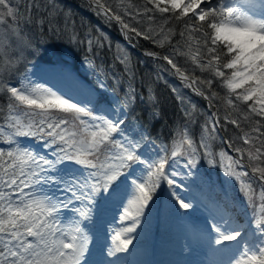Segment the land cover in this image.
<instances>
[{
  "label": "snow or ice",
  "instance_id": "snow-or-ice-1",
  "mask_svg": "<svg viewBox=\"0 0 264 264\" xmlns=\"http://www.w3.org/2000/svg\"><path fill=\"white\" fill-rule=\"evenodd\" d=\"M92 2L108 20H116L122 26V31L128 30L137 36H143L161 47L165 43L171 44L172 36L176 34L174 29L165 30L164 25L168 21L160 25L158 30L150 24L144 32H140L137 28L130 27L123 16L113 11L103 0ZM213 2L214 0H146L153 7H145L144 14L171 12L172 17L177 20L188 17L198 22L196 25H185V30L179 35L186 37V50L181 51L178 43L173 47V55L186 56L201 71L210 72L213 77L220 78L221 87L227 89V95L222 99L228 108L238 112L236 101L247 104L249 111L238 119L231 118L232 113L228 112L225 116L228 123L243 131L242 122H249L253 117L261 118L255 120L251 130L244 132L241 137L244 144L255 147V152L250 148H235V151L241 156L246 152L250 161L264 162V132L261 131L264 128V123L261 122L264 120V0H256L258 11L255 10V5L234 6L235 0H215L217 6L211 7ZM14 3L15 0H0V25L7 24L8 17L16 21L20 16L19 9L13 6ZM118 7L125 15L131 16L129 9L135 5L131 0L127 4L124 0H119ZM148 19L150 22L154 21L153 16H148ZM13 32L19 36L18 29H13ZM154 36L160 38L154 39ZM96 42L100 43L99 40ZM88 43L91 47L92 41L89 40ZM146 54L157 55L152 52ZM163 59L175 69V73L182 80L188 82V87L192 88L198 81L212 87V80L200 81L198 77L187 74L171 56H164ZM127 60L128 57L125 56L121 62L126 63ZM18 62L19 60H5L6 70H12ZM4 70L0 68V73ZM193 90L201 96L205 95L199 88ZM0 93L10 94L8 126L14 130L5 134L0 127V134L7 136L9 144H17L15 149L7 152L0 149V264H84L89 237L81 223L90 217L91 208L74 209L81 219L74 220L75 226L67 228L61 226L60 210L68 209L73 200L94 202L101 192H109L118 185L126 169L133 164L147 162L142 161L136 154L137 145L133 142L129 141L126 146L125 143L114 140L113 133H118L123 121L114 122L107 117L95 116L93 108L88 106L91 101H88V105L73 102L72 98H65L51 88L23 79L19 87L5 84L0 79ZM217 96L218 93L212 92L206 98L211 100ZM249 101L252 103H248ZM21 106L24 107L26 115L31 113L39 116V121L29 120L24 124L18 116L11 115ZM192 108L195 109V105ZM185 114L191 115L190 112ZM213 117L215 113L209 120ZM95 120H100V123L89 122ZM216 124H219L218 119L212 126L213 133L216 131ZM204 131L207 134V125ZM253 133L257 135L254 136ZM37 134L41 138H49L46 141L48 146L61 145L53 153L55 159L50 160L32 149L24 148L14 140V137ZM177 135L178 139L173 141L172 157L187 154L188 164L196 167L197 148L188 129L185 127ZM207 138L206 135L201 138V145L205 149L210 147L206 142ZM257 142L261 147L255 146ZM108 145H112L117 151L114 155H105L101 159V154ZM206 154L211 155V152ZM220 155L222 158L227 156L224 152ZM227 159L230 161L227 175L239 181L245 198L252 202L255 190L245 180L248 173L234 170V165H240L241 160H233L232 157ZM65 162H73L92 171L87 179H82L66 170ZM167 162V158L162 156L158 161L147 164V175L131 182L122 217L131 221V225L113 237L114 241H119L115 251H127L132 238L121 239L122 233L136 230L161 181L166 180L169 186L176 185V180L166 174ZM209 162L212 163L211 160ZM251 171L264 181V167L258 164ZM89 180L92 182L89 183ZM47 185H56L70 193V196L66 200L49 196L44 191V186ZM25 189L32 191L26 192ZM177 199L181 208L193 207L179 196ZM260 200V215L256 223L260 235L264 236V187L261 188ZM213 227L219 236L215 240L218 245L226 241H238L242 236L239 230L229 231L227 225L223 231L220 226ZM235 264H264V239H260L258 244L246 241Z\"/></svg>",
  "mask_w": 264,
  "mask_h": 264
},
{
  "label": "rangeland",
  "instance_id": "rangeland-1",
  "mask_svg": "<svg viewBox=\"0 0 264 264\" xmlns=\"http://www.w3.org/2000/svg\"><path fill=\"white\" fill-rule=\"evenodd\" d=\"M45 0H15V3L13 4L14 7H17L20 12V16L17 18L16 21H13L11 17L7 18L8 23L5 25H0V54L3 59H8L12 61L19 60L18 63H16L15 67L19 69L20 67H24L28 64V60L32 59L33 57H36L38 55L44 54V59L48 60V57L54 58H61L56 60L53 63H50L48 60V63L44 64L43 66L39 67L35 71V83L44 85L45 87L51 88L53 91L58 92L61 95H64L65 98H72L73 102H82L83 104L88 105V101H91V104L88 105L89 107L95 108L97 112H99L103 117H107L108 119L113 120L114 122H119V119H122L123 116L125 117V107L123 100L121 99L120 95L109 88L107 84L103 82V78L100 73V65L96 64L95 61L88 57L85 60H82L78 65L81 66L80 70H76L75 67H73L70 64L71 57H70V49H68L66 46H63L64 44L71 43V45H68L70 47H73L74 49H77L82 46V44L86 45L87 40H91L93 42H96L98 39L100 43L104 44L106 49L109 50L111 48V41L108 38L109 32L117 33L119 35H123L122 26L116 21V20H108V18L104 15L102 11L97 9V6L94 5H88L87 11L94 16L97 19V16L99 19L103 22L101 26L98 27L97 36L93 34L92 31L85 32L81 35V40L77 41L75 36V31L77 27H79L78 21L75 19L74 22H71L67 29L72 28V31L70 33H66L61 36L60 34H56V45L61 47L62 46V54L57 53L56 51H52L49 54L43 53L44 49L40 44L43 45L47 44L46 41L39 42L35 36L32 34V32L28 35L23 34L22 26L25 24V29L30 31H36L34 26L37 23H31L30 17L35 14L34 9L39 8L42 10L44 7ZM47 1V0H46ZM49 2H52L53 0H48ZM95 4V3H94ZM242 5V4H241ZM253 5H255V10H259V5L256 2H253ZM31 6V7H29ZM234 6H238L237 3H234ZM47 7L43 9V11L46 10ZM49 6L47 8L48 12ZM93 9L96 11L94 12ZM43 13V12H42ZM79 18V17H78ZM85 22H81V24H84ZM116 24V26L114 25ZM70 26V27H69ZM90 26V23H87L85 25L86 28ZM31 30H30V28ZM116 27L118 29H116ZM18 29L19 36L15 35L13 32V29ZM126 33V31H125ZM124 33V34H125ZM73 36H75V39H73ZM127 39H130L128 33L125 35ZM67 38L69 39L67 41ZM138 42H141V40H138ZM97 43V42H96ZM146 43L145 40L141 42ZM127 45L135 46L134 48L136 51L143 54L146 58L144 60H150L154 63V61H158L155 56L147 55L146 53H149L151 51H143L141 50V46L138 44H134L130 42L129 40L124 41V44L118 45L119 53L124 58L127 56L130 58V51L128 50ZM144 46V45H143ZM15 51H18V54H15ZM50 55V56H48ZM52 55V56H51ZM106 61V59H105ZM105 65V62L103 63ZM125 65H128V63H124ZM6 64H2L0 68L5 66ZM164 67V69L169 73L168 71V64H160ZM112 72V75L116 79H120L119 74L114 71L113 68L110 69ZM157 78L158 76L166 79V74L164 70H157L155 69ZM149 78H151L152 73L150 70L147 71ZM80 74H85L91 76L90 79L93 80V78L97 82V86L93 89L90 85L86 83V81L80 76ZM171 76V73H169ZM93 77V78H92ZM183 80L179 79V84H181L183 87L188 88L186 84L183 85ZM176 86L177 83L172 82V89H175L176 93ZM127 89L124 91L125 97H127L128 93L131 92V89L125 86ZM242 91V90H237ZM126 92V93H125ZM193 94L196 96H200L197 94L196 91L192 90ZM132 93L129 95L131 96ZM191 96V94H189ZM177 98H179L180 104L187 109V107L191 108V110L196 109V104L193 103V100L190 96H187L184 98V95L179 92V95L176 93ZM195 97L194 95L192 96ZM195 100V98H194ZM252 103V101H250ZM192 105H195V109L192 108ZM247 106V105H246ZM90 123L99 124L98 120L95 121H89ZM212 126L213 121L208 124V132L205 134L208 138L207 141L211 140L209 138H213L218 133V128L216 126V131L212 132ZM137 131L134 132L133 139H135ZM203 150L207 153L210 152L209 149H205L203 147ZM37 152L36 150H34ZM212 155V154H211ZM208 155V156H211ZM222 160L226 161L228 164L230 161L227 159V156L225 158H222ZM168 161V160H167ZM154 161H152L153 163ZM147 164H151L150 161H147V163L140 164V167L136 170L135 174L136 177H132L131 181L136 180L140 177L147 175ZM170 168L169 163L167 162L165 171L166 174L169 175L170 178H174V176H171V174L168 173V170ZM227 168V167H226ZM235 171H248L243 167H240L239 169H234ZM224 171V169H223ZM185 172V170H184ZM177 173V172H176ZM224 173V172H223ZM173 174V173H172ZM185 176L188 178L190 177L189 173H184ZM249 174V173H248ZM253 175V174H252ZM257 176V175H256ZM255 175L251 176L250 179H247L248 177H245L246 182L251 183L252 187H256L257 180H260ZM85 177H88V175H85ZM258 178V179H257ZM224 179H226V182L228 181V190L227 187L222 189L219 186V182L216 181V179H209V178H199L195 181L192 180V182L195 184L196 194H198V189L196 186L197 184H200L204 187H206L207 191L206 193L202 192V196L205 195L207 197V201L202 199L200 201L196 200L194 202L193 207L189 209H183L177 205H173L172 199L170 197H173V195L170 194L169 190L171 189V186L167 184L166 180H162L160 183V186L157 188L156 192L158 190H163L160 194L161 197V206L160 208L166 209V208H174L183 210L182 214L180 213V219L175 220L172 217L171 220V229L168 230L169 234L172 235L173 238L178 243L179 247L181 248L182 255L176 254L173 252L172 247H170L168 244H162L156 249L160 253L166 252L167 261L163 264H217L225 258L224 255H218L214 254L216 253V248L220 245H226V246H232L233 243L238 244L240 239H243L246 235V224L242 220L244 217H249L247 214H243L240 217L238 216L237 209L240 208L238 206V203L236 201H232V196L230 195V192L233 194L239 195L237 192H235L232 189V185L237 184L240 186L239 181H237L234 177H230L229 175H225ZM222 185V183H220ZM227 184V183H226ZM263 186L259 185V189L261 190ZM211 189V190H210ZM26 192L32 191V189H25ZM128 191V190H127ZM224 191V192H223ZM127 193V192H126ZM55 197L54 195H52ZM60 200H66L68 197L67 194L60 195ZM159 196V195H158ZM183 198H187L185 194H181ZM156 197V194H154L153 198ZM15 198V197H13ZM234 199H238L235 196ZM254 200L257 201L258 195H254ZM211 199H215V203H211ZM239 200V199H238ZM154 202L152 199L150 203ZM93 202L88 201H77L73 200L71 206L68 209H64L68 212L67 219L64 222H61L62 227H74L75 224L73 223L74 220H80V216L77 212L74 211V209H81L84 210L85 208H88L92 205ZM191 203L192 202H187ZM261 203V202H260ZM127 204V201H126ZM125 204V206H126ZM250 205V204H249ZM227 208H235L229 209ZM63 209V208H62ZM61 209V210H62ZM147 209V208H146ZM145 209L144 215L140 218V223L137 225L136 230L132 233H122L121 239L123 238H132V243L128 246L127 251H115V246L119 241H113L111 243V250L108 254V264H129V261L136 256L137 253L133 254L129 259L122 261L125 254H127L129 251L137 248V247H143L146 248L144 250H141V252L144 253L143 261H145L149 257V248H152V240L155 235H157L156 229L157 224L155 223V220L151 216V213L148 212ZM125 210V208H124ZM218 210H221V212H218ZM246 212H248L246 207ZM229 214H232V216H229ZM124 215V212L121 216V222L119 227L117 228V232H122L124 228H127L129 225H131V221L122 219ZM235 218L238 219H234ZM234 219V220H233ZM202 220H209L208 224L210 225H216L220 226L222 231L225 230V225H227V228L229 231L231 230H239L242 233V236L238 239V241H226L223 244H216L215 240L219 238L216 231L211 233H207L202 225ZM105 226H109V222L106 223ZM250 230L253 231L257 228V223L253 222L250 225ZM198 234H204L203 237H197ZM103 236H101V239H103ZM104 243L101 242L100 246L95 250V257L93 258L92 262L93 264L99 263L101 261L100 254L103 250ZM147 247H149L147 249ZM111 253V254H110ZM209 256H211V261L208 263L205 259H207ZM122 261V262H121Z\"/></svg>",
  "mask_w": 264,
  "mask_h": 264
},
{
  "label": "trees",
  "instance_id": "trees-1",
  "mask_svg": "<svg viewBox=\"0 0 264 264\" xmlns=\"http://www.w3.org/2000/svg\"><path fill=\"white\" fill-rule=\"evenodd\" d=\"M103 2L107 5H110L113 9V11L119 12L126 23L130 25V27L137 28L138 31L144 32L149 25L151 24V27L154 29L159 28L160 25H164L165 21H168V23L165 26V30L168 28L174 29L175 35L172 36L171 44L165 43L163 47H161L159 44L153 43L152 40H146L143 36H137L135 33L128 32L132 37L141 40L146 41L148 45L153 44L152 46H147L146 49H151L156 53H160V56H172L173 54V47L177 46L179 43V47L181 51H185L184 48V40L185 38H182L179 34L181 31L185 30L186 24H198L197 21H193V23H189L186 18H182L180 20H177L172 17L171 12L161 14L158 11L152 13L149 12L147 15L144 14L145 7L152 8L153 5H148L146 3V0H131L132 4L135 5L134 8L129 9L130 12H132V15H125L123 11L118 7L119 0H103ZM125 4H127L128 0H124ZM45 5L42 8V10L47 6L53 7V13L47 14L43 13L45 17L40 16V13L31 18V23H37L34 28L36 31H31L32 34L35 36V38L39 41H46L47 44H45V48H54L56 52L62 53V47H59L56 45V34H60L61 36L66 33H70L72 31V28L67 29L66 23L74 22L76 19L78 21V24L80 23L83 16H85L88 11L85 10V8H80L77 11H75L76 8L79 6H88V3L86 0H53L52 2H49L48 0L44 1ZM57 10V11H56ZM59 11V12H58ZM137 12L139 14H137ZM148 16H153L154 21L150 22L148 19ZM79 17V18H78ZM56 19L58 20V23H56ZM43 21L41 24L40 22ZM92 24V23H91ZM70 27V26H69ZM82 28H85L84 25L81 26ZM89 26V28H91ZM80 28V25L78 27ZM117 28V27H116ZM82 31H85V29L77 30L75 31L76 40H81V35L83 34ZM26 33H31L24 31ZM97 33V31H95ZM159 36H154V39H159ZM69 39L67 38V41ZM99 40V39H98ZM89 40H87L86 45L82 44L79 48L75 49L74 53L78 52L79 50L85 48L89 43ZM65 46L71 45V43L64 44ZM98 48H106L104 44L102 43H96L92 41V47L91 49H98ZM86 49H88L86 47ZM94 57L100 62L101 58L109 57L108 60H113L112 54L110 55L107 53L102 52H95ZM179 57H182V55H179ZM4 61V59L0 56V62ZM140 58H138V66L136 68L142 70L143 76L139 78L138 82L135 83V87L137 89V92L135 94L136 99L134 101L132 100H126V108L128 114L127 122H131L135 125H140L143 128H146L148 131L146 133V137L149 139H155L157 144H159L161 151L164 152L165 155H168V153L173 149V141L175 139H178V131L183 130L185 127L189 131V135L194 132L198 133L200 129L196 130V127L191 128L189 125L191 123V119L188 118V115H186L183 112V109L180 108V104L178 100H176L175 95L169 85H166L162 82H158L155 77L157 75L152 74L151 78L149 77L147 70H150L151 72H154V69L151 68V66H143L140 67ZM150 67V68H149ZM180 67V66H179ZM2 68L5 69L6 72L0 73V79L3 80L5 84H10L11 86L18 87V83L20 81V78H28L29 72L28 70L23 73V68L17 69V67H14L12 70H6L7 65L3 66ZM183 70L185 68H190L192 71H199L200 69L196 67L195 65H185L184 67H181ZM187 72V70H185ZM147 76V77H145ZM195 77L200 78V81L204 80H212V87L209 88L207 84H203L204 89L202 91L208 96H211L212 92L218 93V96L215 98H212L211 101L215 105L218 113L225 117L228 112H231V118L236 119L237 117V111H234L230 108H228L222 99V97H225L227 95V90L223 87H221V82L217 79L208 78V76H205L203 74H197ZM107 82L117 88L118 83L116 80L112 79L109 75L106 78ZM152 91V92H151ZM4 94L3 97L6 100V102L9 104V95L7 93H0ZM238 108V105H237ZM203 109H206V106L203 107ZM6 113H9L8 107L5 109ZM20 113V117L24 119L29 120H35L39 118L37 115H32L31 113L25 114V109L23 106H21L18 110ZM4 114L1 119L0 123L2 124V127L4 129V132L11 133L14 130L11 129L8 126V119L9 115ZM244 113H240V116ZM237 132H248L251 129V126L249 124L241 125L240 129L236 128L234 125H231ZM262 132H264V128L261 129ZM142 132H146L145 130H142ZM1 138V134H0ZM122 143H125V145L128 144V142L125 140L122 141ZM149 143V142H144ZM247 146V145H246ZM257 146V144L255 145ZM140 149V148H139ZM139 149L137 150L135 147V152L139 156ZM255 152V149L253 150ZM141 154L144 155L142 152ZM252 168L256 167L258 164L259 166L263 167V165L258 161H250Z\"/></svg>",
  "mask_w": 264,
  "mask_h": 264
},
{
  "label": "bare ground",
  "instance_id": "bare-ground-1",
  "mask_svg": "<svg viewBox=\"0 0 264 264\" xmlns=\"http://www.w3.org/2000/svg\"><path fill=\"white\" fill-rule=\"evenodd\" d=\"M129 226H130V225H129ZM129 226H128V227H129ZM143 254H144L143 252H141V251L139 252V255H143ZM139 255H138V256H139ZM131 262H133V261H131Z\"/></svg>",
  "mask_w": 264,
  "mask_h": 264
}]
</instances>
